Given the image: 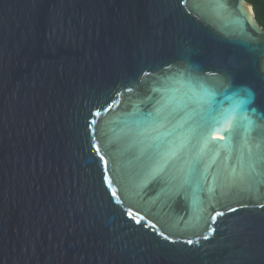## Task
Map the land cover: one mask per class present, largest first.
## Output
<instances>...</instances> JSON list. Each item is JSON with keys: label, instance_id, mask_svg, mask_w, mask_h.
<instances>
[{"label": "water", "instance_id": "95a60500", "mask_svg": "<svg viewBox=\"0 0 264 264\" xmlns=\"http://www.w3.org/2000/svg\"><path fill=\"white\" fill-rule=\"evenodd\" d=\"M189 4L0 0V264H264V162L241 166L264 152V29L246 0ZM161 107L204 117L203 175L144 166L133 130Z\"/></svg>", "mask_w": 264, "mask_h": 264}, {"label": "snow or ice", "instance_id": "6c2138e0", "mask_svg": "<svg viewBox=\"0 0 264 264\" xmlns=\"http://www.w3.org/2000/svg\"><path fill=\"white\" fill-rule=\"evenodd\" d=\"M187 5V10L189 14L193 11L192 6L189 4V0H177V7ZM171 67V65H168ZM209 75H216L215 72L208 73ZM144 75H149L148 72H144ZM225 77L229 80L231 77L229 74L225 73ZM228 87H232L231 84ZM127 91H132V88H128ZM249 99L247 103H251L254 99V93L249 90L248 92ZM255 109H253V112ZM99 116V111L93 113L89 112V115L85 117V129L87 130L90 126L91 116ZM197 116L196 112H192L187 115H182L179 122L173 124L171 117V112H166L163 107L157 108L155 112H149L146 115L141 113L140 117L137 120V127L133 130L136 142L141 147V153L143 156V164L146 168L150 170L152 176H158L165 174L166 170L170 171L171 168L176 166L177 161H181V168L185 175L186 180L191 178L194 173H199L203 175L200 171V165H202L203 160L201 156L202 148L201 144L207 146V131L200 132L199 129L205 127L201 121L204 120V117L201 116L199 120L195 119ZM95 121H91L94 123ZM217 121H213L211 124L207 125L208 131H215V124ZM171 125V126H169ZM95 137L92 138V141L89 142L90 148H95L97 155H99L98 164L103 162L104 169L101 174V183L111 187V182L107 176V161L103 155H100V149L93 142ZM223 147V146H221ZM257 149L260 148L258 144ZM199 149V151H198ZM261 162H264V152L257 151L253 153L251 148L248 152L246 165L243 163L242 158V168L246 166L247 172L249 175L252 173H257V165ZM162 179H166L167 183H173L176 180V176H166L162 175ZM206 178V177H205ZM243 179V173L241 176ZM258 183L260 181H257ZM112 195L115 196V190L112 191ZM115 203L119 204L120 200L117 199ZM260 208H264V203L258 205ZM241 207H247L246 204H242ZM236 207L228 206L227 212H237ZM226 213L223 210H216L215 214L212 215L211 219L213 222L216 221L217 217L224 216ZM132 214L129 213V218ZM137 224H140V220L136 221ZM150 226L155 229L154 224ZM156 235H163L160 232H156ZM204 239H209V236H204ZM163 239L169 243H175L171 240L169 236L163 235ZM187 244L191 245L192 240H187Z\"/></svg>", "mask_w": 264, "mask_h": 264}, {"label": "trees", "instance_id": "16d2710c", "mask_svg": "<svg viewBox=\"0 0 264 264\" xmlns=\"http://www.w3.org/2000/svg\"><path fill=\"white\" fill-rule=\"evenodd\" d=\"M249 2L255 13V17L259 25L264 29V0H246Z\"/></svg>", "mask_w": 264, "mask_h": 264}]
</instances>
